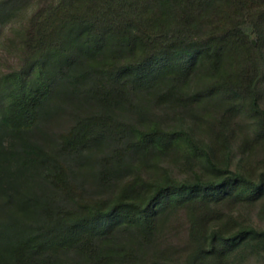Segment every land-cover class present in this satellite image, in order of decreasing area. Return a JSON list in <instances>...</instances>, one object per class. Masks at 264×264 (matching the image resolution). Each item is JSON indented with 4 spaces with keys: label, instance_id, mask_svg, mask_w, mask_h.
<instances>
[{
    "label": "trees",
    "instance_id": "trees-1",
    "mask_svg": "<svg viewBox=\"0 0 264 264\" xmlns=\"http://www.w3.org/2000/svg\"><path fill=\"white\" fill-rule=\"evenodd\" d=\"M27 1H0V24ZM21 47L0 82V264L264 255V0H50Z\"/></svg>",
    "mask_w": 264,
    "mask_h": 264
},
{
    "label": "rangeland",
    "instance_id": "rangeland-1",
    "mask_svg": "<svg viewBox=\"0 0 264 264\" xmlns=\"http://www.w3.org/2000/svg\"><path fill=\"white\" fill-rule=\"evenodd\" d=\"M2 1V0H0ZM50 0H28L21 4L7 19L0 24V82L4 75L17 69L20 65L23 57L22 42L27 38V29L31 24V20L34 14L41 8H43ZM261 108L264 110V83L262 85V97L260 101ZM245 151V152H244ZM231 161L233 168L238 166L239 170L249 171L252 176H256L261 172L262 164L254 154L249 152L248 146L242 141H233L231 150ZM173 159L166 160L165 166H168L170 170L178 178L187 177L191 175L192 171V159H185L183 153L176 155ZM220 161H224L226 156L224 154H218ZM247 167H246V166ZM194 170H197L196 168ZM240 213L243 214V208L240 209ZM247 212V213H246ZM256 209H248L245 211L248 218L257 224L255 218ZM178 219L173 225L177 232L171 237V241L175 243L182 242L185 236L184 222ZM244 264H264V255L251 257Z\"/></svg>",
    "mask_w": 264,
    "mask_h": 264
}]
</instances>
